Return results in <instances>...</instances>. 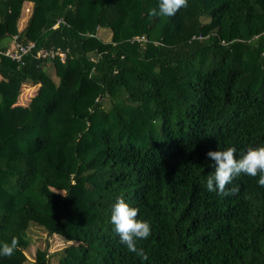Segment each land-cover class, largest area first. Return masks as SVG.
<instances>
[{"label":"trees","instance_id":"1","mask_svg":"<svg viewBox=\"0 0 264 264\" xmlns=\"http://www.w3.org/2000/svg\"><path fill=\"white\" fill-rule=\"evenodd\" d=\"M158 5L0 0V244L20 241L0 264H50L54 236L67 243L58 264H264L258 177H236L231 196L206 190L209 150L264 147V0L150 16ZM13 41L35 47L16 61ZM23 86H39L26 106ZM119 197L151 224L147 259L114 231ZM34 226L47 237L31 261Z\"/></svg>","mask_w":264,"mask_h":264},{"label":"clouds","instance_id":"2","mask_svg":"<svg viewBox=\"0 0 264 264\" xmlns=\"http://www.w3.org/2000/svg\"><path fill=\"white\" fill-rule=\"evenodd\" d=\"M187 6L188 0H159L158 11L152 9L149 15L172 17ZM206 156L212 161L208 166L213 169L206 179L208 192L223 197L238 193L239 187L233 181L241 174L258 177V185L264 187V147L249 148L242 155L237 154L235 147H227L224 150H209ZM138 215L139 208L130 206L123 197H119L112 206L110 222L120 243L129 252L147 259L146 253L138 247V242L150 237L152 227L147 220L138 219ZM19 244V238L15 236L10 243L0 244V257L13 256Z\"/></svg>","mask_w":264,"mask_h":264},{"label":"rangeland","instance_id":"3","mask_svg":"<svg viewBox=\"0 0 264 264\" xmlns=\"http://www.w3.org/2000/svg\"><path fill=\"white\" fill-rule=\"evenodd\" d=\"M31 10L32 3L26 2L23 7L21 20L19 21L18 25L19 30L24 28ZM99 36L102 40L107 41L111 39V32L108 29H101V31L99 32ZM38 87L39 86H23L17 104L22 106L28 105L30 103L31 98L37 91ZM34 229L38 231L40 236H34V241L31 242L30 246L25 251L27 258L31 261H35L37 250L40 248L43 249L45 247V238L47 237V233L42 228L34 226ZM66 245V241H64V239H62L61 237L54 236L53 238H51L50 252L53 253V255L49 258L50 264H58V253Z\"/></svg>","mask_w":264,"mask_h":264},{"label":"built area","instance_id":"4","mask_svg":"<svg viewBox=\"0 0 264 264\" xmlns=\"http://www.w3.org/2000/svg\"><path fill=\"white\" fill-rule=\"evenodd\" d=\"M35 47L34 43H30L28 46H23L20 43H16L13 41L10 45L9 50L6 55L16 61H22L24 56L29 54ZM37 57H49L51 59L60 58L61 61H64L66 58V54L63 52L56 51H48L45 53H41L40 51L37 53Z\"/></svg>","mask_w":264,"mask_h":264}]
</instances>
